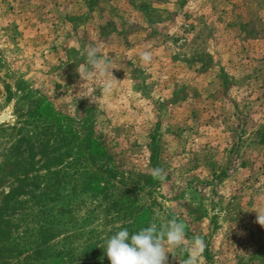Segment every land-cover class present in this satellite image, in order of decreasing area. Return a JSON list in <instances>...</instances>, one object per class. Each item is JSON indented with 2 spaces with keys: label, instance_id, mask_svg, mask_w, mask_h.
<instances>
[{
  "label": "rangeland",
  "instance_id": "rangeland-1",
  "mask_svg": "<svg viewBox=\"0 0 264 264\" xmlns=\"http://www.w3.org/2000/svg\"><path fill=\"white\" fill-rule=\"evenodd\" d=\"M260 207L264 0H0V264H111L106 238L173 217L198 264H264Z\"/></svg>",
  "mask_w": 264,
  "mask_h": 264
},
{
  "label": "clouds",
  "instance_id": "clouds-1",
  "mask_svg": "<svg viewBox=\"0 0 264 264\" xmlns=\"http://www.w3.org/2000/svg\"><path fill=\"white\" fill-rule=\"evenodd\" d=\"M81 55L87 66L86 71L77 68L81 79L90 80L95 76L101 81L104 92H110L117 79L112 71L116 67L112 66L109 57L102 55L98 46H86ZM139 56L145 64L153 59L149 51H141ZM150 174L160 181L165 179L164 170L160 167L152 169ZM254 211L257 213L256 223L264 227V207ZM205 247L199 235L188 239L184 223L173 217L159 226L153 222L131 234L127 228H122L106 238L103 250L111 264H167L168 253H172L169 249L179 248L187 254L183 264H198Z\"/></svg>",
  "mask_w": 264,
  "mask_h": 264
}]
</instances>
